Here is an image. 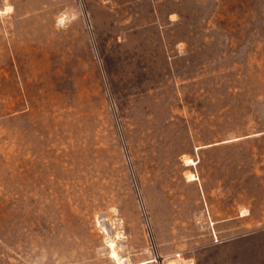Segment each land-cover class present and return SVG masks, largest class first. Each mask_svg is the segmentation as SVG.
<instances>
[{
    "label": "rangeland",
    "instance_id": "obj_1",
    "mask_svg": "<svg viewBox=\"0 0 264 264\" xmlns=\"http://www.w3.org/2000/svg\"><path fill=\"white\" fill-rule=\"evenodd\" d=\"M0 264H264V0H0Z\"/></svg>",
    "mask_w": 264,
    "mask_h": 264
}]
</instances>
